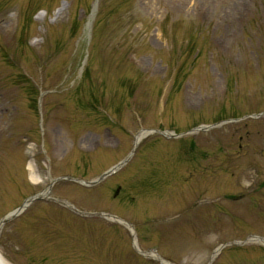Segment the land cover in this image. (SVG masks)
Masks as SVG:
<instances>
[{
	"label": "rangeland",
	"instance_id": "obj_1",
	"mask_svg": "<svg viewBox=\"0 0 264 264\" xmlns=\"http://www.w3.org/2000/svg\"><path fill=\"white\" fill-rule=\"evenodd\" d=\"M263 112L264 0H0V220L50 179L94 181L128 157L51 192L117 219L33 202L0 254L264 264V115L245 117Z\"/></svg>",
	"mask_w": 264,
	"mask_h": 264
},
{
	"label": "water",
	"instance_id": "obj_2",
	"mask_svg": "<svg viewBox=\"0 0 264 264\" xmlns=\"http://www.w3.org/2000/svg\"><path fill=\"white\" fill-rule=\"evenodd\" d=\"M264 114V113H263ZM257 116H260V115H257ZM253 117H256V116H253ZM238 121V120H237ZM203 127H199L198 129H201ZM196 129V130H198ZM164 134V133H163ZM165 135V134H164ZM126 160L119 163L118 165L110 168L108 171L104 172L98 179H96L95 181H91V182H87V181H83V180H79V179H76V178H72V177H63V178H58V179H51L50 180V184L48 186V188L40 193V194H37L33 197H30L28 199L25 200V202L19 207L17 208L15 211H13L12 213L6 215L3 219H1L0 221V230L1 228L7 224L11 219L15 218L17 215H19L27 206L28 203H32L34 201H40V200H51V201H55V202H58V203H61L63 204L64 206H66L69 210H71L73 213L77 214V215H81L83 217H108V218H114L110 215H107V214H98V213H84V212H81L79 210H77L73 205H71L70 203H67L66 201H60V200H55V199H49V195L51 193V189L53 187V185L57 182V181H60V180H66V181H72V182H76V183H79L85 187H94L98 184H100L101 182H103L106 178H108L109 176L113 175L114 173H116L124 164H125ZM120 192V188H117L116 191H115V194L114 196H117ZM125 225H127L128 227H130L131 231H132V234H134V231H133V228L134 226L128 222H123ZM133 238H134V235H133ZM258 239H262V238H259ZM264 240V239H262ZM246 243V241H243V242H234V243H231V244H235V245H244ZM153 253H156V250H152ZM142 255H145V256H148V253L147 252H142ZM158 261L161 263V264H164V262L158 257Z\"/></svg>",
	"mask_w": 264,
	"mask_h": 264
},
{
	"label": "bare ground",
	"instance_id": "obj_3",
	"mask_svg": "<svg viewBox=\"0 0 264 264\" xmlns=\"http://www.w3.org/2000/svg\"><path fill=\"white\" fill-rule=\"evenodd\" d=\"M149 132L148 131H143V132H140L138 133L136 136H135V143L138 144L144 137H146V135H148ZM33 180H35V178H33ZM36 181V180H35ZM254 241H260V242H263L264 243V240L262 239H258V238H255L253 239ZM135 244H136V241H135ZM153 257H156L154 254H153ZM0 264H9L4 258L3 256L0 254ZM164 264H168V263H164Z\"/></svg>",
	"mask_w": 264,
	"mask_h": 264
},
{
	"label": "flooded vegetation",
	"instance_id": "obj_4",
	"mask_svg": "<svg viewBox=\"0 0 264 264\" xmlns=\"http://www.w3.org/2000/svg\"><path fill=\"white\" fill-rule=\"evenodd\" d=\"M55 205H57V206H60V207H62L60 204H58V203H54Z\"/></svg>",
	"mask_w": 264,
	"mask_h": 264
},
{
	"label": "trees",
	"instance_id": "obj_5",
	"mask_svg": "<svg viewBox=\"0 0 264 264\" xmlns=\"http://www.w3.org/2000/svg\"><path fill=\"white\" fill-rule=\"evenodd\" d=\"M35 89V88H34ZM34 92H35V90H34ZM37 99V98H36ZM36 101V103H37V100H35Z\"/></svg>",
	"mask_w": 264,
	"mask_h": 264
}]
</instances>
